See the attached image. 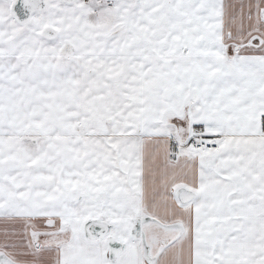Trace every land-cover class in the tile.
I'll return each instance as SVG.
<instances>
[{"label":"snow or ice","instance_id":"snow-or-ice-1","mask_svg":"<svg viewBox=\"0 0 264 264\" xmlns=\"http://www.w3.org/2000/svg\"><path fill=\"white\" fill-rule=\"evenodd\" d=\"M0 264H264V0H0Z\"/></svg>","mask_w":264,"mask_h":264}]
</instances>
